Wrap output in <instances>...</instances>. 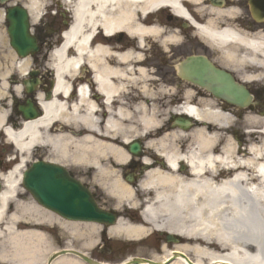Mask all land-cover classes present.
Listing matches in <instances>:
<instances>
[{
	"label": "bare ground",
	"instance_id": "1",
	"mask_svg": "<svg viewBox=\"0 0 264 264\" xmlns=\"http://www.w3.org/2000/svg\"><path fill=\"white\" fill-rule=\"evenodd\" d=\"M186 1L198 0H64L62 4L70 9L73 20L61 36L59 49L51 55L57 80L56 96L67 98L71 91L69 81L77 80L84 64L103 70V74L96 75L100 80L132 76L130 69L109 67L114 63L127 66L126 61L132 57L129 50L121 55L123 47L118 43L115 44L118 53H112L113 38L124 33L129 40L128 47L142 48L146 38L156 39L162 34L151 23V16L159 9L168 8L189 20L182 7ZM228 1V9L205 7L204 2L197 5L207 21L204 25H195V29L217 52L224 64L222 67L234 73L240 83L264 85V35L252 38L240 35L232 23L236 7L243 0ZM15 3L28 7L33 22L39 20L45 7V0H16ZM149 95L147 92L146 98ZM41 104L42 119L26 123L18 131L3 124L6 115L0 112V131L19 153L12 170L0 176L1 264H44L48 255L57 252L49 229L40 224L47 220L56 221L63 234L76 233V240H80L84 250L97 244V227L79 222L67 224L32 203H22L20 176L36 147L45 145L50 161L64 164L60 159L69 161L71 156L83 161L82 149L90 139L89 135L74 139L69 133L66 136L50 132L57 120L73 127L85 123L76 101L66 99L64 103ZM173 113L192 117L199 124L189 133L168 128L171 120L165 125L166 120L162 119L165 114L148 105L140 108L138 128L123 129L116 125L112 133L116 140L128 143L140 137L145 141L146 150L162 155L167 166L145 171L138 188L143 194L141 204L134 201L126 187L109 186L118 200L139 207L142 221L141 225L130 227L121 220L110 234L129 239L149 238L153 233L164 232L180 236L183 243L165 253L160 264H190L189 261L193 264H264V114L258 115L255 107L239 117L238 111H230L215 101L181 105ZM237 129L242 131L241 143L237 140L239 134L233 139ZM98 150L102 148L98 146ZM114 154L120 163L130 157L122 146ZM142 162L149 163L147 158ZM183 165L188 172L179 171ZM63 251L74 250L67 242ZM171 257L175 258L166 263ZM135 263L148 264L146 261L132 264ZM52 264L83 262L81 257L78 260L64 257Z\"/></svg>",
	"mask_w": 264,
	"mask_h": 264
},
{
	"label": "flooded vegetation",
	"instance_id": "2",
	"mask_svg": "<svg viewBox=\"0 0 264 264\" xmlns=\"http://www.w3.org/2000/svg\"><path fill=\"white\" fill-rule=\"evenodd\" d=\"M206 3L211 5L210 0H206ZM58 6L60 5H54L53 0L43 8L37 23L29 19L31 37H20L22 31L18 30L13 40L9 38V24L4 18L8 8L1 11L0 112L6 115L4 124L14 130L21 128L26 120L37 121L42 117L41 101L47 102L51 97L59 102L63 100V97L55 96L57 80L51 55L58 47L57 37L68 27L72 16L64 7L55 15V8ZM182 6L196 23L205 22L196 10V4L186 1ZM228 8L229 1H226L221 9ZM233 19L235 21L232 27L240 35L261 37L264 35V0H243L236 7ZM157 20V26L162 33L160 38L146 40L143 49L136 45L126 46L119 53L124 55L127 50L131 53L132 57L126 61L127 66H117L115 63L109 66L112 69H130L132 76L100 80L96 75L103 74V70L82 66L77 80L71 85L72 92L67 100L78 103V111L86 119L85 123L80 122L77 128L55 121L50 129L51 133L60 135L67 136L69 133L80 138L90 136L89 144L85 147L84 165H69L70 175L88 187L102 214L109 218L112 216L116 221L115 224L106 221L100 225L89 223L99 229V234L96 246L84 254L98 264L144 259L154 252L159 254L160 246L163 242L167 243L165 235L157 239V243H148L146 240L110 234V230L121 220L130 227L141 225L142 221L138 207L118 200L110 192L109 186L126 187L133 194L134 201L141 204L142 193L138 188L145 171L157 167L166 168V162L159 155L147 151L145 141L140 137L132 138L128 143L116 140L112 135L116 125L119 124L123 129L138 128L140 108L149 105L147 92L159 100L157 108L162 111L181 105H196L201 99L211 98L205 90L182 78L180 66L189 56L199 55L215 63L213 52L197 36L190 24L174 16L170 10L158 11L153 21ZM123 38L124 35H121L118 41ZM138 72L141 75H137ZM167 118L171 120L172 113ZM170 127L171 123L168 125ZM131 145L139 146V155H132ZM98 146L102 150H98ZM120 146L130 156L123 163L114 154L115 149ZM47 152L44 147L37 148L33 156L38 161H43ZM17 156L15 146L0 134V170L6 171L11 166L6 162ZM143 158H147L149 163L142 162ZM179 171L188 172L184 165L179 166ZM175 240L177 245L183 243L179 237H175ZM77 249H83L81 243H77Z\"/></svg>",
	"mask_w": 264,
	"mask_h": 264
},
{
	"label": "water",
	"instance_id": "3",
	"mask_svg": "<svg viewBox=\"0 0 264 264\" xmlns=\"http://www.w3.org/2000/svg\"><path fill=\"white\" fill-rule=\"evenodd\" d=\"M5 1L7 0H0V4ZM188 64L192 65L185 70L189 81L202 86L211 95L230 105L240 108L251 105L250 94L244 86L235 83L230 74L218 71L211 63L202 59H192ZM184 123L181 121L178 126L181 127ZM23 185L44 209L57 213L63 219L89 221L99 216L92 205L88 190L71 179L59 166L33 163L23 173Z\"/></svg>",
	"mask_w": 264,
	"mask_h": 264
},
{
	"label": "rangeland",
	"instance_id": "4",
	"mask_svg": "<svg viewBox=\"0 0 264 264\" xmlns=\"http://www.w3.org/2000/svg\"><path fill=\"white\" fill-rule=\"evenodd\" d=\"M47 2H50V0H47L45 2V4H47ZM126 43H127V39L124 37V39H122L119 44L121 46H124V44H126ZM58 44H59V42H58ZM110 46L111 47H114V43H112ZM214 55L217 56L215 52H214ZM216 59H217V61H219L218 60V57H216ZM220 63L222 64V62H220ZM262 89H264V85H262V84H259L257 82H254V83H251L250 84V91H252V92H254V91H258V92L261 91L263 93V95L262 94H259L258 95V99L255 100V102H258V104H259V106H257L258 108H256L257 109V113H258V115H261V116H262V113L264 114V92H263ZM242 113H243V111H239V113H238V115H240L239 117H242L243 116ZM238 131H239V134L241 135L242 132L240 130H238ZM240 137H242V136H240ZM69 160H70L71 163H75L76 162V160H74V159L72 160L71 157L69 158ZM67 164H69V162ZM30 201H33V200L27 194L22 199V203H30ZM33 203L36 204L34 201H33ZM57 218H59V217H56V219ZM60 220L66 223V221H64L62 219H60ZM40 223H43L44 227H47V229H51L52 230L51 233H50L51 234V238H53L52 240L56 244L57 248L63 249L66 246V243L69 242L70 247L72 249L77 250L76 233L73 234L72 236H70L68 233H65V234H63V232L61 233V230H59V227L56 224V221H53V220H47L46 222H40ZM67 224H68V221H67ZM160 238H161V236L155 234L154 237L150 240V242H154L157 239L159 240ZM169 248H171V247H169ZM154 255H152V256H154ZM189 256H190V258L192 260H195V257L194 256H192V255H189ZM150 257H147V259H150L151 260ZM162 258H163L162 257V254H160L159 256H156L153 259H155L154 261H159Z\"/></svg>",
	"mask_w": 264,
	"mask_h": 264
}]
</instances>
